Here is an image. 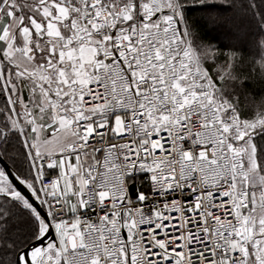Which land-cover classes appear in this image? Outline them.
Listing matches in <instances>:
<instances>
[{"label":"snow or ice","instance_id":"1","mask_svg":"<svg viewBox=\"0 0 264 264\" xmlns=\"http://www.w3.org/2000/svg\"><path fill=\"white\" fill-rule=\"evenodd\" d=\"M264 0H0V264H264V55L189 15Z\"/></svg>","mask_w":264,"mask_h":264},{"label":"trees","instance_id":"2","mask_svg":"<svg viewBox=\"0 0 264 264\" xmlns=\"http://www.w3.org/2000/svg\"><path fill=\"white\" fill-rule=\"evenodd\" d=\"M217 11L220 22L226 25L213 26L206 18V13L197 9H193L189 13L205 40L220 46L237 43L245 55L253 56L256 59L259 58V55H264V52H258L252 47V41L258 39V35L255 22L251 19L250 14H234L233 11L224 9H218Z\"/></svg>","mask_w":264,"mask_h":264},{"label":"rangeland","instance_id":"3","mask_svg":"<svg viewBox=\"0 0 264 264\" xmlns=\"http://www.w3.org/2000/svg\"><path fill=\"white\" fill-rule=\"evenodd\" d=\"M211 23H212V25L213 26H224V25H226V24H222V22H220V18L218 17V16H216V18L215 19H213V20H209Z\"/></svg>","mask_w":264,"mask_h":264}]
</instances>
